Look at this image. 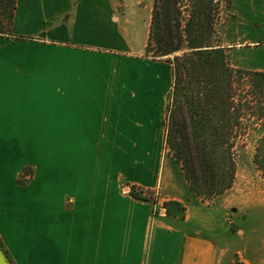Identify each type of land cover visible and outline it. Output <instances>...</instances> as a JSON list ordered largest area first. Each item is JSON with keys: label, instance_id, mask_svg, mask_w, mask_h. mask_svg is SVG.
<instances>
[{"label": "crops", "instance_id": "obj_1", "mask_svg": "<svg viewBox=\"0 0 264 264\" xmlns=\"http://www.w3.org/2000/svg\"><path fill=\"white\" fill-rule=\"evenodd\" d=\"M151 17V0H17L12 33L24 38L0 35V177L11 171L16 179L26 165L41 170L45 160L54 163L37 149L59 148L61 132H101L89 146L138 148L130 166H115L117 177L156 188L161 197L154 204L114 187L113 195L85 206L83 217L76 214L80 206L66 209L58 198L51 206L59 218L0 219V239L12 259L0 248V264L230 263L229 214L239 212L233 194L197 201L185 182L173 180L160 154L172 66L142 56ZM110 84L119 111L106 107ZM92 98L93 107L82 106ZM110 111V127L100 126ZM34 132L52 138L45 145L32 135L30 142ZM106 184L96 178L87 190ZM168 200L184 205L183 217L161 209ZM253 243L244 249L245 264H264L253 255L262 247Z\"/></svg>", "mask_w": 264, "mask_h": 264}, {"label": "rangeland", "instance_id": "obj_2", "mask_svg": "<svg viewBox=\"0 0 264 264\" xmlns=\"http://www.w3.org/2000/svg\"><path fill=\"white\" fill-rule=\"evenodd\" d=\"M153 1L151 0V7H153ZM190 3V0H180L183 19L187 16L185 10L190 8ZM211 3L214 8L213 30H215V34L213 40L226 47L231 67L243 71L264 70V0H212ZM151 54L149 56L145 51L142 56L152 59ZM152 60L166 61L165 59ZM248 80L243 75V79L234 84L237 97L247 96L246 98L250 100L254 95L249 89ZM112 86L110 84L106 107L119 111V102L115 98V95L118 96V91ZM170 90L171 88L166 96L165 111ZM260 95L257 96L263 99ZM248 100L241 109V130L234 140L235 181L223 193L213 197L196 196L189 190V183L182 172L181 165L175 161L165 141L166 129L163 145L160 148L161 156L169 162L167 172L172 173L173 180L177 178L185 182L188 193L190 192L197 201L211 204L215 198L223 194H233L234 207L238 206L239 212H230L229 214V220L232 221L230 224L231 233L228 232L229 234L226 235L229 237L227 245L231 260L229 264H245L244 249L248 247V240L251 238L254 246L262 247V249L256 250V253L253 251L255 259L264 261V243L262 242L264 237V176L254 162L256 146L264 136V103L256 104V101L251 103ZM83 102L85 105L82 106L89 107H93V103H97L94 98ZM98 106L100 107V105ZM107 116L109 121L100 123V126L110 127L111 111ZM102 118L105 119V116L103 115ZM127 120L124 118L125 124ZM95 133L94 136H89L86 132L76 131L72 136L70 132H61L59 148L58 146L55 148L44 146L43 150L42 148L37 149L41 155L44 153V156L49 152L51 156L55 157L54 163L45 160L41 164V170L36 163L31 166L26 165L16 179L11 178V171L8 172V177H0V219L15 221L29 219L36 223L40 218L45 220L59 218L58 208L51 206L52 202L56 206L58 205V198L66 209L74 205L80 206V209L76 210L79 218L83 217L85 206H88L90 202L93 203L96 199L103 200L107 194L113 195L112 192L115 188L122 193L130 192V187L133 184L126 179L118 178L117 175L121 172H116L115 166L119 165L120 167L123 163L125 166H130L131 158H134L133 152L138 148L89 146V139L100 138L101 132ZM51 134L52 132H41L40 137V132L38 134L37 132L30 133V142L34 140L31 139L32 135L36 136L35 139H39L38 143L41 144L43 140L52 138ZM62 140H67V144H64ZM17 165L13 163L14 168ZM24 168L30 169L24 171ZM8 169L10 168L8 167ZM105 170L112 172L108 179ZM101 177L106 180L107 187L104 189L93 188L90 193L87 188L93 187L95 179ZM97 181L99 182V179ZM149 190L148 194L158 202V198L161 197L158 195V189ZM161 209H164L163 203ZM155 212L158 213L157 210Z\"/></svg>", "mask_w": 264, "mask_h": 264}, {"label": "trees", "instance_id": "obj_3", "mask_svg": "<svg viewBox=\"0 0 264 264\" xmlns=\"http://www.w3.org/2000/svg\"><path fill=\"white\" fill-rule=\"evenodd\" d=\"M16 2L0 0V35L22 39L12 33ZM190 2L183 19L180 0L153 1L145 51L149 56L152 53V59H165L172 65L165 136L171 154L181 165L189 190L196 196L213 197L235 181L234 140L248 99L237 97L234 84L245 75L254 94L248 102L264 103V70L231 67L226 47L213 40L212 0ZM254 162L264 176V136L256 146ZM149 191L134 184L130 187L133 197L156 203ZM163 208L173 216L183 217L185 211L176 200L164 201ZM0 248L11 262L1 239Z\"/></svg>", "mask_w": 264, "mask_h": 264}]
</instances>
